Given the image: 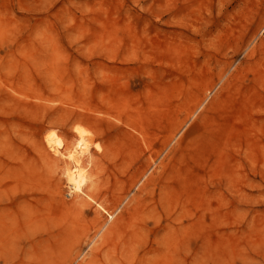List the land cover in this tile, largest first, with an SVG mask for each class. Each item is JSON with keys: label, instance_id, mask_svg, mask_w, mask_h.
<instances>
[{"label": "rangeland", "instance_id": "1", "mask_svg": "<svg viewBox=\"0 0 264 264\" xmlns=\"http://www.w3.org/2000/svg\"><path fill=\"white\" fill-rule=\"evenodd\" d=\"M0 264H264V0H0Z\"/></svg>", "mask_w": 264, "mask_h": 264}, {"label": "bare ground", "instance_id": "2", "mask_svg": "<svg viewBox=\"0 0 264 264\" xmlns=\"http://www.w3.org/2000/svg\"><path fill=\"white\" fill-rule=\"evenodd\" d=\"M74 131L75 138L71 142H66L55 130L46 134V155L51 161L62 164L70 194L81 196L87 194L84 187L89 177V165L93 161V146L100 149L101 145L93 142L94 133L90 129L76 125ZM87 195L93 199L92 195Z\"/></svg>", "mask_w": 264, "mask_h": 264}]
</instances>
